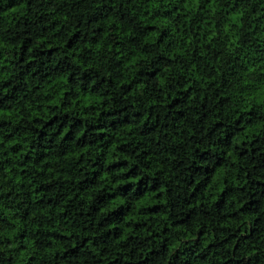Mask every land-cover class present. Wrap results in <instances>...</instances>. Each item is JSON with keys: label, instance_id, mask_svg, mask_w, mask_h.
<instances>
[{"label": "trees", "instance_id": "trees-1", "mask_svg": "<svg viewBox=\"0 0 264 264\" xmlns=\"http://www.w3.org/2000/svg\"><path fill=\"white\" fill-rule=\"evenodd\" d=\"M0 264H264V0H0Z\"/></svg>", "mask_w": 264, "mask_h": 264}]
</instances>
